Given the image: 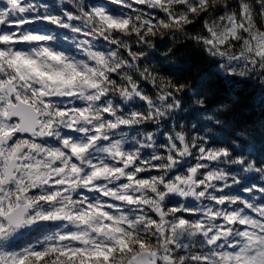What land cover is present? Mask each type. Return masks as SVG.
<instances>
[{
    "label": "snow or ice",
    "instance_id": "snow-or-ice-1",
    "mask_svg": "<svg viewBox=\"0 0 264 264\" xmlns=\"http://www.w3.org/2000/svg\"><path fill=\"white\" fill-rule=\"evenodd\" d=\"M258 20L264 0H0V264H264V130L163 131L185 95L209 109L144 63L180 33L264 88Z\"/></svg>",
    "mask_w": 264,
    "mask_h": 264
},
{
    "label": "trees",
    "instance_id": "trees-1",
    "mask_svg": "<svg viewBox=\"0 0 264 264\" xmlns=\"http://www.w3.org/2000/svg\"><path fill=\"white\" fill-rule=\"evenodd\" d=\"M56 3V0H51ZM69 8L71 6L69 5ZM203 17L194 20L186 27L189 36L201 33ZM258 24H264V20H258ZM155 50L145 48L148 59L144 62L161 69H167L171 65L179 66V70L173 75V79L179 78L182 82L192 85L194 90L204 94L207 112L197 111L192 104V97L185 95L182 101L183 107L172 115L168 123H162V130H169L171 124L176 125V131H184L189 139L195 124L202 129L201 135L208 132L213 140L219 141L216 146L235 139L237 134L245 135L249 140L259 142L260 133L264 130V88L260 82L253 78L230 77L223 78L215 71L213 62L201 51V46L192 39L177 33L175 37L169 33L164 37H157ZM165 76L169 72L162 73ZM146 89L149 85H144ZM221 104L228 105V110L220 114L222 123L213 127L206 122V117ZM129 107L144 110L141 102H131ZM127 110V109H126ZM147 131L158 132L154 125L147 127ZM157 142H164L163 135H157ZM192 157L185 165H194ZM244 175L251 176V173ZM250 182H255L250 181ZM175 202V201H173ZM42 238L43 233L39 234ZM23 243V240L21 241Z\"/></svg>",
    "mask_w": 264,
    "mask_h": 264
},
{
    "label": "rangeland",
    "instance_id": "rangeland-1",
    "mask_svg": "<svg viewBox=\"0 0 264 264\" xmlns=\"http://www.w3.org/2000/svg\"><path fill=\"white\" fill-rule=\"evenodd\" d=\"M56 1L58 2V0H56ZM144 130L147 131L148 128H145ZM191 158H192V157H190V158H188V159L186 160L185 165H186V163H187Z\"/></svg>",
    "mask_w": 264,
    "mask_h": 264
}]
</instances>
